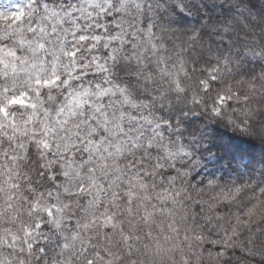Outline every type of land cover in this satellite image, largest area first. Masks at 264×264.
Segmentation results:
<instances>
[{
  "label": "snow or ice",
  "instance_id": "1",
  "mask_svg": "<svg viewBox=\"0 0 264 264\" xmlns=\"http://www.w3.org/2000/svg\"><path fill=\"white\" fill-rule=\"evenodd\" d=\"M0 264H264V0L0 2Z\"/></svg>",
  "mask_w": 264,
  "mask_h": 264
},
{
  "label": "trees",
  "instance_id": "2",
  "mask_svg": "<svg viewBox=\"0 0 264 264\" xmlns=\"http://www.w3.org/2000/svg\"><path fill=\"white\" fill-rule=\"evenodd\" d=\"M0 2H3V0H0Z\"/></svg>",
  "mask_w": 264,
  "mask_h": 264
}]
</instances>
